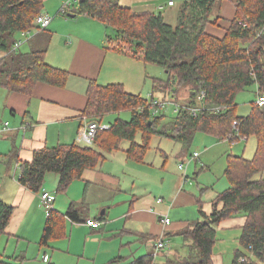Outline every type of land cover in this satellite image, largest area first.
<instances>
[{"label": "trees", "instance_id": "obj_1", "mask_svg": "<svg viewBox=\"0 0 264 264\" xmlns=\"http://www.w3.org/2000/svg\"><path fill=\"white\" fill-rule=\"evenodd\" d=\"M215 1L174 0L178 16L177 24L173 25L164 12L157 13L151 8L137 10L121 0H76L64 15L86 14L104 23L110 30V49L161 66L167 78H153L152 95L148 98L127 92L120 83L103 86L92 82L85 110L90 121L101 124L108 114L123 110L131 111L132 118L110 122L108 129L98 132L93 146L60 144L36 151L32 161L19 163V181L34 192H41L45 191L47 174L56 173L60 176L58 192H64L85 171L101 167L104 152L120 150L124 140L130 141V146L124 149L127 160L140 163L154 135L186 146H190L198 131L229 141L256 137L254 157L229 156L226 176L230 187L211 201L210 211L203 210L201 205L202 217L182 230L181 235L189 242V253L181 263L214 264L219 223L246 216L240 242L244 249L252 247L257 261L240 262L242 256H248L240 249L233 264H264V178L254 179L264 170V107L254 102L249 115L239 116L236 101L240 91L253 85L257 86L258 94H264V0H236V16L223 38L206 31L208 23L218 20H211ZM43 8L44 0H0V51L4 53L0 59V87L25 94H31L39 82L66 87L69 72L49 65L44 50L12 51L18 34L33 27ZM180 86L190 88L186 105L204 109L196 115L181 109L166 127L162 125L163 115H153L151 102L162 93L167 98L175 96ZM202 91L205 96L201 101L198 96ZM214 106L223 109L209 111ZM139 132L142 142L136 141ZM79 207L80 204L72 203L66 213L76 223L82 221ZM14 210L13 205L0 197V239ZM64 215L55 207L49 209L41 244L48 245L59 237V227L66 229ZM100 217L98 220L102 222ZM150 257L132 264H153ZM0 264L15 263L0 261Z\"/></svg>", "mask_w": 264, "mask_h": 264}, {"label": "crops", "instance_id": "obj_2", "mask_svg": "<svg viewBox=\"0 0 264 264\" xmlns=\"http://www.w3.org/2000/svg\"><path fill=\"white\" fill-rule=\"evenodd\" d=\"M65 1L44 0L41 13L54 16L50 26L39 30L34 22L33 27L18 34L17 40H25L21 47L25 45L26 52L44 50L45 61L49 65L67 70L69 78L66 87L60 88L39 82L31 94L0 87V197L15 207L6 233L2 235V240L0 239V243L6 246L4 254H0V261L15 264H50L56 260L55 255H49L47 251L43 253L42 250L52 248L54 242L52 239L48 245L41 244L49 215V208L41 198L43 191L34 192L20 183L19 163L32 161L34 153L44 148L60 144H81L79 136L86 124L95 122L90 121L92 119L85 114L87 93L92 82L103 86L120 83L129 93L139 95L145 90L149 97L153 78L163 79L154 76L152 81H147L150 79L149 64L110 49V30L99 20L86 14L58 17L56 11ZM169 1L152 0L157 3L155 9L166 10L167 5L170 7L163 15L172 24L178 15L170 11L175 5L169 6ZM236 11V0H216L211 20H218L216 23H208L206 31L223 38L236 16ZM29 30L31 34L24 35L25 31ZM12 51L15 50L12 48ZM3 55L0 51V59ZM162 95L163 93L159 96ZM6 123L9 124V130H4ZM101 124L106 123L103 121ZM185 160L186 157L183 158V161ZM166 162L162 175L159 176L162 178L159 186L157 177L146 179L144 187L151 190L145 196L139 195L142 192L136 187L138 178L131 174L137 169L134 164L138 163L128 161L127 156L126 161H111L109 168L102 169L101 165L97 169L85 171L83 177L74 180L64 192H58L60 176L48 173L43 189L54 196L56 210L65 214L63 222L66 229L59 227L57 230L59 237H64L58 243L60 252L68 250L82 253L83 257L93 262L98 261L101 255H107L108 261L101 264H122L126 261H129L127 264H132L135 260L152 255L149 248L156 239L153 246L155 248L162 237L165 240L167 237L170 241L173 236H181L183 229L202 217L201 205L202 209L207 211L205 205L209 204L211 207L210 202L216 197H213L215 194L210 196L208 202L205 195L207 190L212 189L211 185L202 188L199 181L196 185L192 181L185 183L179 165L178 171L173 172L166 168ZM198 162L193 161L188 166L189 176L192 171H197ZM202 162L204 168L198 169L200 176L203 171L212 170L211 161ZM227 163L229 165V161ZM140 165L141 163L138 166ZM159 198L163 201L159 202ZM72 203L80 204V222H73L66 216ZM108 214L111 216L101 220L96 229L86 223L90 218L98 220L100 216ZM163 214L169 215L170 224L165 225L162 222ZM246 222V216L224 219L217 227L218 233L221 229L242 232ZM113 239H116L114 243ZM106 240L108 243L104 247ZM238 242L241 246L240 236ZM10 243L15 246L12 255L7 251ZM76 243H81V250H77ZM126 248L131 249L130 255L121 254ZM239 249L237 248L236 253ZM30 253L33 261L29 259ZM170 255H176L178 262H182L186 257L182 258L181 252L174 248L162 252L161 257ZM37 258L44 263L36 260ZM212 259L214 264H224L217 252L213 251Z\"/></svg>", "mask_w": 264, "mask_h": 264}, {"label": "rangeland", "instance_id": "obj_3", "mask_svg": "<svg viewBox=\"0 0 264 264\" xmlns=\"http://www.w3.org/2000/svg\"><path fill=\"white\" fill-rule=\"evenodd\" d=\"M122 4L127 6H132L137 10H144V9H154L157 13L165 12L166 10H169L170 7H166V10H162L161 8L155 9V6L157 3L152 2V0H122ZM64 4V3H63ZM62 4V6H63ZM60 6V10L62 7ZM172 13L177 14V6L170 10ZM56 14V13H55ZM53 13V15H55ZM52 16V15H51ZM58 17H63L64 14H57ZM173 25L177 24V20L172 23ZM22 52H26L27 48L25 45L21 47L20 49ZM149 77L147 81H152L151 78L154 76L161 77L163 79L167 78L166 71L158 65L149 64ZM175 96H171L169 98L165 97L164 95L157 97V99H161L164 101H168L167 104L160 108V111L157 115L161 116L163 115L164 118L162 120V125H165L166 127H169L170 123L173 122L174 117H176V104L179 103L181 105H184V109L186 107H194L191 105H186L189 102L190 99V88L186 86H180L178 87ZM258 88L256 85L247 87L245 90L240 91L237 94L236 101L238 103L237 108V114L239 116H247L251 113L253 108V102H257L258 99ZM144 90L143 95L145 98H148V94ZM150 96L152 95L151 91H149ZM146 94V95H145ZM149 96V97H150ZM177 99V100H176ZM177 101L173 102V101ZM223 107H209V111H220ZM117 118H122L125 120H130L132 118V113L129 110H123L120 113H112L105 117L104 122L108 125H110V122H114ZM161 121V120H160ZM142 134L139 132L136 136L137 142H142ZM81 145H87L83 140L81 141ZM93 145V144H92ZM121 149L116 152H104L105 158L102 160V169L109 168L111 165V161H126V154L125 150L130 146V141L124 140L121 142ZM257 148V138L251 137L247 141L246 138H240L237 140L229 141V140H220V138L215 134H207L204 131H198L195 134L193 142L190 144V146H186L181 142L172 140L170 138L166 137H160L157 135L152 136L150 148L147 151V153L144 156L143 162H140L141 165L134 164L137 169L133 171L131 174L133 176H136L138 178V182L136 184L137 190L142 192V194H139L141 196H145V194L150 193V190L148 187H144V183L147 178L156 179L159 181V184L161 183L162 178L159 177L160 174L162 175L163 172V165L164 162H166L167 166L166 168L169 170L178 171V165L180 164V161H183V158L192 159L195 152L200 153V158L193 161H200L198 162V169L204 168V163L202 161H211V172L206 170L203 171V174L200 176L198 174V171H192V174L190 173L191 181L195 185L197 182H200V185L202 188H207L211 185L212 189L207 190V194L205 195V199L210 202L209 198L210 196L216 197L225 191L227 188L230 187V181L228 177L226 176V168L229 161V156H244L248 159H252L255 155ZM125 149V150H124ZM131 161V160H128ZM181 171V170H180ZM183 173V172H182ZM188 173V172H187ZM20 175V174H19ZM158 175V176H156ZM189 175V173H188ZM122 180L124 177L121 175ZM183 177V176H182ZM264 178V170L258 174L255 175L254 179H261ZM123 184V183H122ZM189 186V185H187ZM154 189V188H153ZM153 194H157L153 192ZM218 194V195H217ZM8 204V203H7ZM211 204V202H210ZM12 205V204H9ZM209 204L205 205L207 208V211H210ZM112 214V213H111ZM111 214L104 215L103 220H106L111 216ZM100 218V217H99ZM98 230V229H97ZM100 230V229H99ZM240 230H220L219 233L217 231V243L215 245L214 252L218 253L219 256L222 257L221 261L224 264H232L235 256H236V250L237 248H240L243 250L246 255H248L253 261H257V258L252 254V252L248 249H244L242 246L239 245L238 237L241 236ZM43 233V232H42ZM111 235V234H110ZM3 238V237H2ZM1 238V240H2ZM42 238V235L40 239ZM106 238H108V235L106 234ZM118 238V237H117ZM64 237H56L54 238V242L52 243V248H42L43 253L47 251L49 255H55L56 260L52 261L56 264H101L102 262L108 261V256L101 255L98 259V261H92L91 259L88 260L85 257L82 256V253L77 252H70L68 250H65L66 252H60L58 243L63 240ZM119 239V238H118ZM174 239V241H172ZM0 240V242H1ZM157 240V239H156ZM156 240L153 241L152 245L149 248L150 254L153 257V264H182L181 262H178V257L176 255H170V256H162V252H167L171 248H174V250L181 252V257L188 255L189 253V242L185 240V238L181 236H173L170 238V241L167 240L166 237V248L162 249L161 251H158L156 253V248L153 247L156 244ZM116 239H113L112 243H114ZM108 243V240H106V243L103 245L104 247ZM111 243V244H112ZM83 244V242H82ZM110 244V245H111ZM115 246V244H114ZM77 250H81L82 246L81 243H76ZM6 249V246L3 243H0V254H4ZM15 246L13 247V244L8 245V254L12 255L14 253ZM39 249V248H38ZM37 249V250H38ZM239 249V250H240ZM32 252V251H31ZM131 249L126 248L123 249L121 254H127L130 255ZM156 253V257L153 256V254ZM30 260H31V253L29 254ZM149 258H151L149 256ZM181 259V258H179ZM27 260V261H30ZM44 263L41 259H36ZM130 261L134 259H129ZM33 261V260H31ZM30 261V262H31ZM29 262V263H30ZM129 261H126L122 264H127ZM47 264V263H45ZM115 264V263H114Z\"/></svg>", "mask_w": 264, "mask_h": 264}, {"label": "built area", "instance_id": "obj_4", "mask_svg": "<svg viewBox=\"0 0 264 264\" xmlns=\"http://www.w3.org/2000/svg\"><path fill=\"white\" fill-rule=\"evenodd\" d=\"M75 1L76 0H66L58 13L59 14L60 13L66 14L67 11L73 6ZM174 4H175L174 0L169 1V5L173 6ZM53 19H54V16L41 13L35 19L36 28H39V30H41V29H45V28L49 27L50 24L52 23ZM25 32L26 33H24V35L28 36V34H31L30 30L25 31ZM24 41H25L24 39L17 40L12 47L13 50H15V51L18 50L23 45ZM204 96H205V92L202 91L201 94L198 96V99L202 101ZM167 102H168L167 100L164 101V100H161L159 98L158 99L154 98L153 101L151 102L152 103V109H153V115H157L158 112L160 111V108H163L167 104ZM173 102H176V101L174 100ZM256 103L259 106L264 107V94H258V99H257ZM176 107H177L176 113L179 112L181 109L185 108L184 105H181L179 103L176 104ZM186 109L191 111L193 114L196 115L199 112L203 111L204 108L195 106V107H186ZM8 125L9 124L6 123V125L4 126V130H9ZM237 126H238V124H237V122H235L234 127L236 128ZM109 127L110 126L108 124L106 125V124H100L97 122H89L88 124H86L84 130L81 132V134L79 136V140H81V141L83 140L87 145H92L95 141V138H96L98 132L100 130L108 129ZM200 155H201L200 153L195 152L191 160L187 159L185 161L180 162L179 169L182 170V172H183L182 176H183V181L185 183L191 182V177L187 173L188 166L190 165L192 160L199 159ZM41 198L49 209L54 207L55 198L50 192H48L47 190L43 191L41 194ZM158 201L162 202L163 199L159 198ZM161 220L165 225H168L171 222L168 214H163L161 217ZM86 223L93 228H98L101 224V222L99 220L93 219V218L88 219ZM166 246H167V243H166V240L164 239V237L160 238L157 242V245H156V253L158 251H161L162 249L166 248ZM250 249H251L250 251H252V247H250ZM156 253L153 254L154 257H156ZM250 260H251V258L249 256H242L240 258V262L247 263Z\"/></svg>", "mask_w": 264, "mask_h": 264}, {"label": "water", "instance_id": "obj_5", "mask_svg": "<svg viewBox=\"0 0 264 264\" xmlns=\"http://www.w3.org/2000/svg\"><path fill=\"white\" fill-rule=\"evenodd\" d=\"M73 16H75V15H73Z\"/></svg>", "mask_w": 264, "mask_h": 264}]
</instances>
